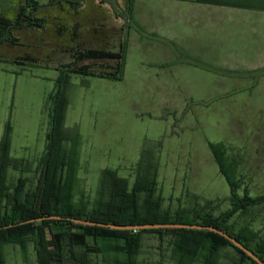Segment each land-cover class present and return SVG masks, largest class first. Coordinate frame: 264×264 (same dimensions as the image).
<instances>
[{
	"label": "rangeland",
	"instance_id": "obj_1",
	"mask_svg": "<svg viewBox=\"0 0 264 264\" xmlns=\"http://www.w3.org/2000/svg\"><path fill=\"white\" fill-rule=\"evenodd\" d=\"M36 1L40 7L33 17L43 20V28L29 26L25 21L12 29L13 39H3L0 34V143L10 122L13 162L8 172L9 180L15 183L23 176L28 188H32L39 177L40 159L47 149L50 129L47 100L60 76L58 68L75 61V67L90 65L93 70L111 71L117 64L109 58L76 63V51L88 48L73 45L69 40L70 32L66 29L63 32L61 28L64 24L71 25V6L79 10L86 0H70L79 2L77 6L69 0ZM108 1L115 14L117 11L122 13L119 19L123 18L126 1ZM24 4L25 0H0V27L6 19L15 23ZM89 5H92L91 1ZM61 8L65 11V22L59 21L55 29V13ZM59 33L64 34V40H56L55 35ZM47 40V43L52 42L51 49L42 46ZM42 47L46 50L43 58L40 56ZM56 53L63 54L62 58L56 57L60 55ZM19 59L37 64L13 62ZM262 74L264 82V71ZM209 77L208 71H191V87L170 90L174 111L165 109L164 112H171L164 113L161 120L137 113L136 108L143 105H135L139 93L157 89L132 88L127 82L72 74L65 86L69 103L63 125L66 134L63 145L69 150L75 148L77 153L76 200L89 205L96 201L104 169L115 170L130 186L140 173H149L156 182L155 197L161 199L163 208L199 209L204 214L218 217L232 209L233 202L230 185L214 154L217 146L226 150L229 162L236 164L234 172L228 162L225 168L228 167L232 179L240 184L238 193L253 197L264 194V120H253L246 115L229 119L226 112L221 114V110L215 109L218 108L215 95L218 90L212 94V99L202 101L210 95V89L198 85L210 80ZM256 91H259L258 97L264 99V90ZM223 95V107L231 110L234 95ZM205 105L207 109H204ZM181 108L185 112L179 111ZM253 128L258 131L253 132ZM228 225L234 233L241 232L243 227L256 231L257 238L250 241V245L257 247V242L264 239V203L235 211ZM171 237L168 233L160 234L157 228L143 229L136 264H176ZM107 243L109 240H100L104 247ZM38 252L32 242L25 252L19 244L6 243L2 248L5 262L1 264H40ZM91 257L92 264H115L118 255L104 248L93 252ZM120 257L125 259L126 255L120 254L118 259ZM72 263L70 260L64 262ZM218 264L252 263L243 259L234 246L227 245L221 250Z\"/></svg>",
	"mask_w": 264,
	"mask_h": 264
},
{
	"label": "trees",
	"instance_id": "obj_2",
	"mask_svg": "<svg viewBox=\"0 0 264 264\" xmlns=\"http://www.w3.org/2000/svg\"><path fill=\"white\" fill-rule=\"evenodd\" d=\"M79 5V2H73ZM128 3H131L129 0ZM36 0H25L22 11L15 23L5 20L0 27L1 38L13 39L12 29L25 21L29 26L43 28V20L38 21L33 15L39 9ZM131 7V5H128ZM29 11L28 14L25 12ZM32 15V16H30ZM126 46L121 45L118 52L85 49L76 51V63L94 58H109L117 61L111 71L93 70L90 65L75 67L72 64L61 65L60 76L56 80L55 89L48 96V113L50 129L47 135V149L40 159V174L32 188L27 187V179L20 176L15 183L9 180V169L12 164L10 156L11 123L8 122L0 143V264L4 263L2 248L6 243L19 244L24 252L29 243H34L37 260L40 264H64L70 260L72 264H92L91 254L108 248L118 257L125 254V259L116 257L115 264H136L140 251L143 229H113L99 225L77 223L71 218H84L92 221H103L119 224H142L156 222H188L203 225H214L234 235L245 245L264 259V239L253 247L250 241L257 238V232L243 227L241 232L234 233L228 225L234 212L248 209L253 205L264 203V194L253 197L240 195V184L232 179L226 162L236 171V164L229 162L226 150L214 147V154L219 162L220 170L228 180L232 192V209L220 216H211L195 209H165L161 199L155 197L156 182L149 173H140L135 183L130 186L115 170L104 169L98 197L92 205L75 198L78 161L76 149H67L63 145L66 139L63 128L68 98L65 86L72 74L97 76L121 80L125 69ZM19 64L37 63L14 60ZM73 150V151H72ZM193 212V214H190ZM46 215H61L62 219H43ZM30 219H36L28 222ZM25 221V222H24ZM160 234L172 237V255L176 264H218L223 247L232 245L240 252L243 259L252 264H259L243 250L232 244L226 237L214 231L189 228H157ZM100 240H109L104 247Z\"/></svg>",
	"mask_w": 264,
	"mask_h": 264
},
{
	"label": "crops",
	"instance_id": "obj_3",
	"mask_svg": "<svg viewBox=\"0 0 264 264\" xmlns=\"http://www.w3.org/2000/svg\"><path fill=\"white\" fill-rule=\"evenodd\" d=\"M125 1L121 19L122 13L115 14L108 0H86L79 10L71 6V25L61 28L70 32L69 40L78 47L118 52L122 44L126 46L121 80L93 77L127 82L132 88L157 89L138 94L135 105L143 107L136 111L163 120L164 113L171 112L164 110L174 111L175 107L170 90L191 87V71H208L210 80L198 85L210 89V95L202 101L212 99L218 90L215 109L221 114L226 112L229 119L246 115L264 120V99L256 91L264 90V0ZM60 10L55 13V29L59 21H64L65 11ZM45 23L49 27L47 20ZM55 37L64 40V34ZM43 42L42 46L51 49L52 42ZM41 49L43 58L46 50ZM60 56L63 54L56 57L61 59ZM248 73L251 75L246 76ZM223 93L234 95L231 110L223 107Z\"/></svg>",
	"mask_w": 264,
	"mask_h": 264
},
{
	"label": "water",
	"instance_id": "obj_4",
	"mask_svg": "<svg viewBox=\"0 0 264 264\" xmlns=\"http://www.w3.org/2000/svg\"><path fill=\"white\" fill-rule=\"evenodd\" d=\"M43 219H62V216L61 215H46L41 218H38V220H43ZM35 220L36 219H30L28 220V222H33ZM71 220L77 223L111 227L113 229L137 230V229H152V228H189V229L210 230V231H214L226 237L228 240L232 242L233 245L243 250L247 255H249L259 264H264V259L261 258L255 251H253L251 248L245 245L242 241L237 239V237H235L234 235L214 225H203V224L188 223V222H156V223H142V224H119V223H109V222H103V221H92V220L84 219V218H71Z\"/></svg>",
	"mask_w": 264,
	"mask_h": 264
}]
</instances>
